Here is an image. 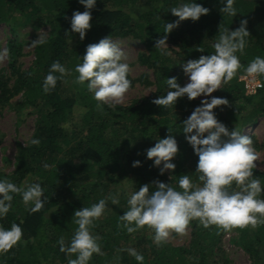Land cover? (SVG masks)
Instances as JSON below:
<instances>
[{
  "label": "trees",
  "instance_id": "16d2710c",
  "mask_svg": "<svg viewBox=\"0 0 264 264\" xmlns=\"http://www.w3.org/2000/svg\"><path fill=\"white\" fill-rule=\"evenodd\" d=\"M195 2L209 11L196 20L185 18L179 21L165 34L164 22L177 20L170 8L177 6L179 0H96L90 9L91 27L81 40L79 34L70 29L73 11H84L78 0H0V22L7 21L9 13L18 9L24 10L28 21L45 18L52 29L46 43L35 46L33 65L25 71L14 72L16 78L11 91L20 95L18 107L24 104L34 107L36 120L30 140L37 138L39 143L28 142L19 148L14 169L7 173L0 171V178H7L17 185L22 186L26 181L39 182L44 189V206L29 213L20 196L14 195L12 207L5 217L0 218V225L9 227L12 222L18 223L23 242H17L7 252L0 253V264H51V260L55 264H67V257L59 251L57 241L63 236L67 244L76 228L72 222L74 210L88 207L109 194L115 196V185L126 176L133 178L134 190L142 184H149L152 191L157 180L178 188L176 181L184 174L199 183L194 172L198 157L184 138L181 122L200 99L189 100L185 95L177 98L173 107L159 106L152 101L166 94L168 77L175 76L183 86L181 64L213 51L211 44L219 29H235L242 19L247 21L249 36L244 54L237 53L241 64L247 66L253 57H264V0H234L237 13L232 17L220 11L223 7L221 0ZM127 35L138 38L144 45L145 52L138 55V60L151 69L155 85L148 95L126 104L115 103L112 107L104 104L101 112L86 86L75 83L74 71L58 80L49 93L42 91L43 77L53 61L73 69L80 62L78 56H83L87 44L98 42L105 36ZM162 36L167 37L171 55H161L154 48L155 41ZM5 47L13 67L19 49L12 39ZM243 73L242 69L238 70L232 80L212 95L224 97L229 102L227 106L212 109L217 119L229 130L235 126L241 133L259 121L264 123V86L255 94H245L243 83L238 80ZM258 78L264 85V78ZM68 79L75 91L65 95L63 84ZM0 91V102H6V84L1 78ZM75 105L84 110L80 129L76 126L67 130L65 127L69 125ZM166 135L175 137L179 150L172 158L175 168L161 174L159 168L152 165V160L146 158L145 149ZM248 136L253 140L255 151L264 149V143H259L254 133ZM65 139L68 143L62 145ZM262 156L264 159V153ZM135 160L140 161L138 166H133ZM44 164L49 167H43ZM252 172L264 186V169L256 166ZM122 192L123 196L125 192ZM260 196L264 198V189ZM118 201L116 205L107 200L103 214L90 229L100 237L98 242L104 254H93L88 264H138L125 250L129 247L143 254V264H216L214 258L218 251H222L221 240L228 232L237 233V239L232 242L251 258L250 264H264V223L255 228L246 226L226 231L215 225L204 228L198 220H192L187 245H173L167 240L157 246L151 238L152 230L147 226L133 233H127L120 226L119 215L127 210V203L126 199ZM147 232L151 236H147ZM221 264H227L226 260Z\"/></svg>",
  "mask_w": 264,
  "mask_h": 264
},
{
  "label": "clouds",
  "instance_id": "9594fccd",
  "mask_svg": "<svg viewBox=\"0 0 264 264\" xmlns=\"http://www.w3.org/2000/svg\"><path fill=\"white\" fill-rule=\"evenodd\" d=\"M84 6V11L74 10L70 18V29L78 33L81 40L85 32L91 27V12L96 0H78ZM223 7L220 11L232 17L237 13L234 0H221ZM177 17L172 22H164L163 32L166 34L185 18L196 20L201 14L209 10L195 0H179L177 6L170 8ZM246 20H241L239 27L229 29L220 28L218 36L211 44L213 51L207 55H200L195 59H188L181 64L183 73L188 77L181 86L175 76L165 81L167 91L152 101L159 106H172L177 98L185 96L192 100L200 97L190 114L181 122L182 132L193 153L198 157L194 172L199 183L187 175H180L177 187L169 183L155 181V189L150 191L149 184H142L134 191L127 193V210L119 215L120 226L127 233H133L147 226L152 230V240L160 246L167 242L171 232L185 234L190 221L198 220L199 224L208 228L211 225L224 230L233 228L257 227L264 223V198L261 181L254 177L252 169L256 167L254 161L257 154L253 148L251 136L244 135L237 127L231 130L219 121L212 111L215 106L228 105L224 97L210 96L214 90L221 89L243 70L253 80L264 78V57L255 56L247 66L241 64L239 55L244 54L249 33ZM46 32H39L38 38L30 46L46 43ZM166 36H162L154 43L161 55H171L166 44ZM202 51V48H198ZM7 48L0 50V60L7 55ZM79 63L73 69H68L59 61H53L48 72L44 75L41 89L49 93L55 88L58 80L73 71L76 73L75 83L85 85L92 98L97 101L96 107L103 112L102 105L112 107L123 100L132 86L128 78L130 66L125 61V52L120 42L105 36L98 42L85 46ZM264 86L260 82L256 87ZM169 132H171L168 129ZM35 145L37 138L29 141ZM176 139L166 135L156 140L153 146L145 149L147 159L159 168L163 174L165 170H173L175 164L172 158L178 152ZM133 166L140 164L139 160L132 162ZM43 167L48 168V164ZM233 184L235 187H233ZM44 189L39 182H25L22 186L7 178H0V218L7 215L12 207V200L18 194L29 213L36 212L44 206L42 194ZM118 204V198L109 194L100 198L88 207L74 210L73 223L76 228L72 232L67 244L63 236L57 243L59 251L65 253L67 264H88L93 254L103 255L98 235L90 229L107 207V200ZM22 238V229L16 222L9 227L0 225V253L7 252ZM134 257L138 264H143L144 256L134 248L125 249ZM75 254V258H72Z\"/></svg>",
  "mask_w": 264,
  "mask_h": 264
},
{
  "label": "rangeland",
  "instance_id": "374dc122",
  "mask_svg": "<svg viewBox=\"0 0 264 264\" xmlns=\"http://www.w3.org/2000/svg\"><path fill=\"white\" fill-rule=\"evenodd\" d=\"M28 18L24 15V10L20 11L14 9L9 13L7 21L0 22V50L6 48L5 44L9 39L14 40L15 45L18 47V52L15 56L13 67H11L7 55L0 60V78L6 84V102H0V171L5 173L11 171L15 167L16 155L19 148L28 144L35 128L36 114L34 107L30 105H20L18 107V101L20 100L19 94H13L14 80L16 78L15 71H25L33 65L34 62V49L35 46H30L31 42L38 38L39 32L45 31L46 38L51 34V24L42 18V21H28ZM113 41L120 42L125 52V61L130 66L129 77L133 80L132 86L124 96L120 104H126L130 100L139 98L141 96L148 95L154 90L153 75L150 68L141 64L138 60V55L145 52L142 42L132 35L110 36ZM73 42V41H71ZM14 68V71H12ZM241 75V74H240ZM239 79V76H238ZM148 81V83L146 82ZM188 80V77L183 73L182 84L184 85ZM75 91L73 83L68 79L63 84V94L69 95ZM213 93L209 94L212 96ZM1 94V91H0ZM196 99H201L197 97ZM84 110L75 105L73 107L72 114L70 116V122L65 127L67 130L72 128L80 129V118ZM254 133L255 138L259 143H264V123L259 121L253 126L246 127L242 130V134L248 135ZM67 138V137H66ZM152 142H155L152 140ZM67 144L68 140H62V145ZM257 154V160L254 161L255 165L264 169L263 153L264 149L255 151ZM114 195L119 199L127 200V193L134 191L133 178L124 177L114 187ZM125 193H123V192ZM123 193V196L120 193ZM146 234V233H145ZM147 236H151L150 232H147ZM190 239V227L188 226L187 232L183 235L175 234L171 232L168 237L173 245H187ZM232 239H237L236 232L226 233L221 240V252H217L214 261L216 264H221L223 260H226L227 264H250L251 258L244 252V250L236 243L232 242ZM23 242V240H20ZM19 241V242H20ZM132 239H130V242ZM26 250V249H25ZM24 250V251H25ZM50 261V260H49ZM45 264H50L46 262ZM51 264H55L51 260Z\"/></svg>",
  "mask_w": 264,
  "mask_h": 264
},
{
  "label": "built area",
  "instance_id": "2783aa9c",
  "mask_svg": "<svg viewBox=\"0 0 264 264\" xmlns=\"http://www.w3.org/2000/svg\"><path fill=\"white\" fill-rule=\"evenodd\" d=\"M238 80L243 83L245 94H255L257 89L260 88V87H256L257 82L261 83L259 78H257L256 80H253L250 77H248L246 73L239 75Z\"/></svg>",
  "mask_w": 264,
  "mask_h": 264
}]
</instances>
